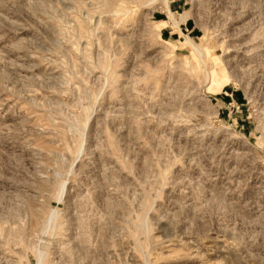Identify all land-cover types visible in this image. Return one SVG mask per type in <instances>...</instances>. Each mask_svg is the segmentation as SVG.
<instances>
[{
    "label": "rangeland",
    "instance_id": "rangeland-1",
    "mask_svg": "<svg viewBox=\"0 0 264 264\" xmlns=\"http://www.w3.org/2000/svg\"><path fill=\"white\" fill-rule=\"evenodd\" d=\"M0 264H264V0H0Z\"/></svg>",
    "mask_w": 264,
    "mask_h": 264
},
{
    "label": "bare ground",
    "instance_id": "bare-ground-1",
    "mask_svg": "<svg viewBox=\"0 0 264 264\" xmlns=\"http://www.w3.org/2000/svg\"><path fill=\"white\" fill-rule=\"evenodd\" d=\"M168 13H169L168 14L169 17L174 18V12L172 10H169ZM189 42H191V41H189ZM193 48H194V50H198V52H199V50H201L200 47L194 43H193Z\"/></svg>",
    "mask_w": 264,
    "mask_h": 264
}]
</instances>
